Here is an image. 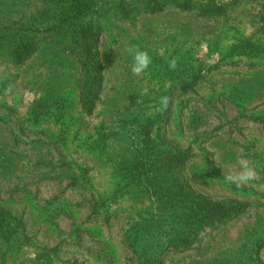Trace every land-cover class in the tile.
Returning <instances> with one entry per match:
<instances>
[{"label": "rangeland", "instance_id": "obj_1", "mask_svg": "<svg viewBox=\"0 0 264 264\" xmlns=\"http://www.w3.org/2000/svg\"><path fill=\"white\" fill-rule=\"evenodd\" d=\"M197 196L244 208L202 224ZM0 264H264V0H0Z\"/></svg>", "mask_w": 264, "mask_h": 264}, {"label": "trees", "instance_id": "obj_2", "mask_svg": "<svg viewBox=\"0 0 264 264\" xmlns=\"http://www.w3.org/2000/svg\"><path fill=\"white\" fill-rule=\"evenodd\" d=\"M84 8L80 6L76 11H83ZM82 36L86 42H89L90 47L86 53L87 60L85 61V59L79 58L78 102L81 110L85 114H90L98 98L102 82V66L97 49L99 36L98 26L82 29ZM243 208L244 204L242 203H222L203 196H197L192 206V210L195 212L194 214L198 216L197 219L202 224L221 219L229 215L231 211L239 212ZM179 245V243L175 244V247Z\"/></svg>", "mask_w": 264, "mask_h": 264}, {"label": "clouds", "instance_id": "obj_3", "mask_svg": "<svg viewBox=\"0 0 264 264\" xmlns=\"http://www.w3.org/2000/svg\"><path fill=\"white\" fill-rule=\"evenodd\" d=\"M126 51L132 56L131 73L134 76H140L146 72L152 63V58L146 50H141L138 46L132 45L126 49ZM170 70L175 71L178 67L177 58H172L168 61ZM9 90H5L7 94ZM148 90L144 89V95H147ZM170 98L168 96H161L159 98V106L157 111L163 113L169 107ZM238 170L229 172L224 176L225 183L235 185L237 188H241L250 181L256 178V171L253 166L250 165L249 161L243 157L238 158Z\"/></svg>", "mask_w": 264, "mask_h": 264}]
</instances>
